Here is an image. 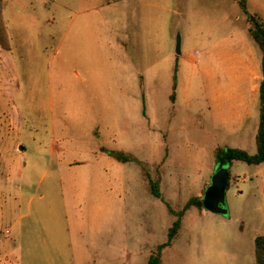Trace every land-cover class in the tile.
Here are the masks:
<instances>
[{"label":"rangeland","instance_id":"rangeland-1","mask_svg":"<svg viewBox=\"0 0 264 264\" xmlns=\"http://www.w3.org/2000/svg\"><path fill=\"white\" fill-rule=\"evenodd\" d=\"M3 1L0 264H147L216 149L256 152L262 53L238 0ZM226 203L191 208L163 264H255L264 164L232 163Z\"/></svg>","mask_w":264,"mask_h":264},{"label":"trees","instance_id":"trees-1","mask_svg":"<svg viewBox=\"0 0 264 264\" xmlns=\"http://www.w3.org/2000/svg\"><path fill=\"white\" fill-rule=\"evenodd\" d=\"M238 5L241 8L243 15L245 16L247 23L249 25L248 32L255 43L258 45L262 52V81L259 88L260 96V120L256 134V153L249 154L246 151L240 149L231 148H218L216 149V165L218 168L223 166H228V173L230 179V167L233 162L240 161L244 162L249 166H260L264 164V21L262 18L249 11L248 0H238ZM3 9L4 1L0 0V44L2 47L9 51V45L5 41V24L3 20ZM2 34L4 35V40L1 39ZM3 38V37H2ZM174 84V88L176 87ZM174 99V96L172 97ZM161 179L158 178L156 181H149L151 194L163 201L162 193L160 191ZM205 190V189H204ZM203 190V193H204ZM193 207L204 209L202 204V197H192L186 205L180 211H174L168 207L170 213L175 217L174 222L167 233L166 242L159 244L156 249L150 254L147 264H163V253L168 248L172 247L176 239L178 238L182 229V220L185 214ZM255 247V264H264V235L257 236L254 240Z\"/></svg>","mask_w":264,"mask_h":264},{"label":"water","instance_id":"water-1","mask_svg":"<svg viewBox=\"0 0 264 264\" xmlns=\"http://www.w3.org/2000/svg\"><path fill=\"white\" fill-rule=\"evenodd\" d=\"M180 44L177 45V53ZM229 185L228 166L216 168V171L210 179V184L205 188L202 195V204L205 211L215 215L229 216V210L226 203V191Z\"/></svg>","mask_w":264,"mask_h":264},{"label":"crops","instance_id":"crops-1","mask_svg":"<svg viewBox=\"0 0 264 264\" xmlns=\"http://www.w3.org/2000/svg\"><path fill=\"white\" fill-rule=\"evenodd\" d=\"M248 33H249V32H248ZM249 35H250V34H249ZM251 38H252V37H251ZM254 42H255V41H254ZM257 46H258V45H257ZM259 49H260V48H259ZM7 52H8V51H7ZM261 53H262V52H261ZM256 63H258V60H256ZM261 63H262V57H261ZM258 68H259V67H258ZM259 70H261V65H260ZM259 70H257L256 72H253V80H254L255 82L258 81V76H257L258 73H260V75H261V81H262V71L260 72ZM254 71H255V70H254ZM256 76H257V77H256ZM260 84H261V82H259L258 86H257V83L253 84L251 92L254 93L255 90H257V89H258V92H259ZM253 117H254V109H253L252 111H249V112L245 113V115H244V119H245L246 121L252 119ZM259 120H260V96H259ZM258 125H259V122H258ZM239 127H241V126H239ZM237 129H238V127H237ZM257 129H258V126H257ZM257 129H256V131H255V134L253 133V138H254V140L256 139ZM255 144H256V141H255ZM255 153H256V152H255ZM216 168H217V165H216ZM216 168H215V171H216ZM209 184H210V183H209ZM205 188H206V187H205ZM205 188H203V190H204ZM197 197H201L200 194H198ZM180 233H181V232H180ZM174 243H175V242H174ZM170 248H171V247H170ZM168 249H169V248H168ZM165 251H166V250H165ZM165 251H164V253H165ZM151 253H152V251L148 253V258H149V256H150ZM164 253H163V255H164ZM162 260H163V257H162Z\"/></svg>","mask_w":264,"mask_h":264}]
</instances>
